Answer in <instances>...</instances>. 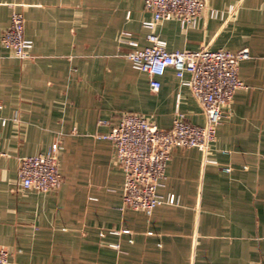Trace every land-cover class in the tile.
<instances>
[{
	"label": "crops",
	"instance_id": "obj_1",
	"mask_svg": "<svg viewBox=\"0 0 264 264\" xmlns=\"http://www.w3.org/2000/svg\"><path fill=\"white\" fill-rule=\"evenodd\" d=\"M204 1L222 16L203 13L193 28L166 19L155 32L169 51L247 48L238 68L245 87L206 156L172 150L158 192L176 202L147 215L122 206L124 173L100 135L125 112L160 129L171 128L176 110L192 124L206 117L172 67L152 90L127 59L121 31L147 44L145 0H0V247L8 264H264V0ZM13 10L23 14L31 58L1 42ZM54 142L60 186L19 188L18 158Z\"/></svg>",
	"mask_w": 264,
	"mask_h": 264
},
{
	"label": "built area",
	"instance_id": "obj_2",
	"mask_svg": "<svg viewBox=\"0 0 264 264\" xmlns=\"http://www.w3.org/2000/svg\"><path fill=\"white\" fill-rule=\"evenodd\" d=\"M144 7L151 13V17L142 22L147 30V44L140 45L129 30H123L119 35V41L131 48L126 53L127 59L134 69L148 75L152 90L159 89V77L172 67L181 85L189 88L206 117L203 125L192 124L176 110L171 128L160 129L141 114L125 112L108 133L100 135L113 142L115 161L124 173L122 206L150 215L158 205L176 202L173 194L164 197L158 192L166 178L172 150L195 147L205 156L209 152L218 125L230 112L235 91L245 87L238 68L250 53L247 48L232 51L208 47L169 51L166 41L155 32L158 23L175 19L182 27L193 28L203 13L212 18L223 13L208 8L204 0H145ZM234 10V5L228 7L229 12ZM1 42L18 59L33 56V41L25 36L21 11L11 12L10 24L2 32ZM6 121L0 117V128ZM60 148L61 145L54 142L45 153L20 156L17 169L19 188L40 193L57 189L61 184ZM205 161L216 163L206 157ZM222 170L228 171L229 167H222ZM9 256V251L0 247V264H8Z\"/></svg>",
	"mask_w": 264,
	"mask_h": 264
}]
</instances>
